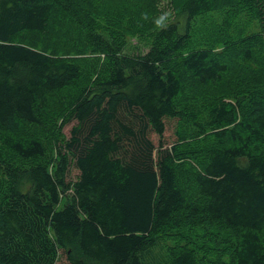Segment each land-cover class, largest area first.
<instances>
[{"label": "trees", "instance_id": "16d2710c", "mask_svg": "<svg viewBox=\"0 0 264 264\" xmlns=\"http://www.w3.org/2000/svg\"><path fill=\"white\" fill-rule=\"evenodd\" d=\"M176 9L131 53L102 0H0V264H264V0ZM204 20L254 30L236 91L227 53L193 47ZM201 213L227 238L194 237Z\"/></svg>", "mask_w": 264, "mask_h": 264}, {"label": "rangeland", "instance_id": "374dc122", "mask_svg": "<svg viewBox=\"0 0 264 264\" xmlns=\"http://www.w3.org/2000/svg\"><path fill=\"white\" fill-rule=\"evenodd\" d=\"M151 2V0H148ZM155 5H153L154 7H143L141 5V1L140 0H102V5L107 6H112L115 13L118 16V20L119 23L117 25V29L121 30V31H125L126 33V39H127V43H128V48L130 49L131 53H138V52H146L148 50V46L150 44L151 41V36L148 33V30H145V26L149 25L150 23H152L154 21V18L159 16L160 14L164 13V12H168L170 14V20H172L175 16L176 13V8L179 4V0L177 1V3L175 2V0H155ZM151 10L153 12H151ZM144 13H148V19H143V14ZM152 13V15H151ZM100 14V19H98V25L102 26V25H107V17L105 16L107 13L104 11V9L101 11H99ZM151 15V16H150ZM150 16V17H149ZM217 17V16H215ZM220 18V17H218ZM210 20V19H209ZM209 20H207L206 22H208ZM138 24V27L140 29V33H136V34H130L128 31L131 30L132 28H134V26H129V24ZM141 23V25H140ZM205 24V20L204 22L198 26V31L195 34V38H194V43H193V47L197 48L199 47L198 45L200 44H211L209 41V38H211L210 40L212 41V49L214 50L215 53L218 54H225L227 53V58L230 59L231 61L234 62V65L231 68V72L228 75L229 78V83L231 84L232 88L234 89V91L237 90L238 88V82L237 80H253L255 77V74L258 73V70L254 71L252 73V71L254 69H258V67H251L243 62H239L238 60L235 59L234 57V48L232 46V42H235L237 44L238 40L236 38L237 33H239L240 30H243L244 32H253L254 30L251 29V27L249 25H247V21H245V24H241L238 23V25H234V29L236 30V34H235V39H227L225 37H222L221 40L220 37H218V41L215 42L214 39L211 36H214L216 34V32H218L219 29H214V28H206ZM127 30V32H126ZM144 30L145 32L142 33ZM252 30V31H251ZM204 46V45H203ZM78 53V52H77ZM75 52L72 51V48H64L63 51L61 52V57H74L75 54H77ZM80 57H89L87 59V62H85V67L87 70H89L88 76H90L89 74H92L95 71V66H97L99 69L101 66L104 65V62H102L103 56L101 58V61L98 59H91V55H81ZM262 64H264V55H263V61ZM250 68V69H249ZM206 93V97L210 96V92H205ZM227 98V97H226ZM228 100H230L229 98H227ZM56 117L58 116V112H52ZM57 121L54 120L53 123L55 124V122ZM66 133L68 134V129L66 131ZM174 132L168 134V139L170 142H172L174 140ZM200 219H198V226L195 227L194 229H197L196 231L193 230V234L194 237H198V238H205L208 236V238H215L213 235H216L217 233L222 234L223 238H227L226 234L219 232V228L216 223H211L208 220L207 214L206 213H201L200 214ZM212 226V227H211ZM222 230H225L224 227L221 228ZM211 231V234L209 233ZM211 235V236H210ZM220 238V236H219ZM222 239V237H221ZM173 241H166V245H173L172 244ZM215 256L211 255L210 259L213 260ZM215 259V258H214Z\"/></svg>", "mask_w": 264, "mask_h": 264}, {"label": "clouds", "instance_id": "9594fccd", "mask_svg": "<svg viewBox=\"0 0 264 264\" xmlns=\"http://www.w3.org/2000/svg\"><path fill=\"white\" fill-rule=\"evenodd\" d=\"M143 19H148V13L143 14ZM153 22L157 29H166L170 23V14L168 12H164L155 17Z\"/></svg>", "mask_w": 264, "mask_h": 264}]
</instances>
